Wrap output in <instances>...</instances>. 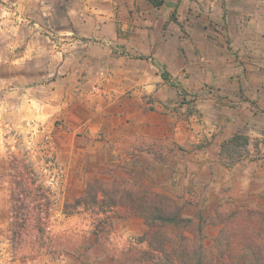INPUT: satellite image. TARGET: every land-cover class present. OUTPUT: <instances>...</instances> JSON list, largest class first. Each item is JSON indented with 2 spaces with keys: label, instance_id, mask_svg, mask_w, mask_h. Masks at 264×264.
<instances>
[{
  "label": "rangeland",
  "instance_id": "374dc122",
  "mask_svg": "<svg viewBox=\"0 0 264 264\" xmlns=\"http://www.w3.org/2000/svg\"><path fill=\"white\" fill-rule=\"evenodd\" d=\"M160 1L0 0L1 171L14 175L8 221L19 230L50 236L57 218L96 212L144 221L120 199L142 189L196 224L233 212L264 224V0ZM67 77L65 92L88 102L74 124H15L10 92ZM100 114L141 120L161 149L105 150L106 133L89 130ZM235 134L249 138L248 156L228 167L222 145ZM206 193L212 205L198 200ZM221 227L204 228L207 245Z\"/></svg>",
  "mask_w": 264,
  "mask_h": 264
},
{
  "label": "crops",
  "instance_id": "0c3cea01",
  "mask_svg": "<svg viewBox=\"0 0 264 264\" xmlns=\"http://www.w3.org/2000/svg\"><path fill=\"white\" fill-rule=\"evenodd\" d=\"M68 81L69 77L47 85V88H42L46 94L40 93L42 90L37 86L26 89L20 95L16 90L10 92L9 96H16L14 114L21 119H15V124L22 127L23 121L28 124L38 123L54 117L74 124L77 105H82V102L88 105V102H80L78 98H72L70 93L65 92L64 86L70 89ZM100 111L107 113L105 110ZM99 118L98 121L90 120L93 125L89 130L92 134L98 129L106 133V140L101 142L105 145V150L115 147L128 152L135 147L146 148L151 145L155 151L161 149L155 136H146V131L140 128L141 120L128 125L118 123L116 118L111 122L106 114H100ZM80 120L82 119H79V123ZM86 121L84 122H90ZM71 141H64V138L61 140V155L66 154L69 158L70 155H75L74 141ZM2 159L0 158V264H151L148 259L150 246L146 240L139 239L147 232L144 221L140 218L118 219L112 212L82 214L67 221L57 218L50 236L44 231L19 230V224H10V185L14 175L1 171L6 166ZM73 191L70 186L67 190L68 198L76 195ZM197 198L207 201L208 206L212 205L210 193H206V198L204 195H197ZM189 209L192 207H186L184 213L191 214L192 210ZM132 239H136L138 244H131Z\"/></svg>",
  "mask_w": 264,
  "mask_h": 264
},
{
  "label": "trees",
  "instance_id": "16d2710c",
  "mask_svg": "<svg viewBox=\"0 0 264 264\" xmlns=\"http://www.w3.org/2000/svg\"><path fill=\"white\" fill-rule=\"evenodd\" d=\"M155 6L160 0H147ZM249 138L235 134L222 145L221 156L232 167L248 156ZM129 201L134 216L144 219V236L150 246L151 264H264V224L255 221L250 212H233L220 222L196 224L182 217L181 211L166 207L167 197L141 190L121 196ZM96 202V196L93 198ZM166 201V202H165ZM221 218V215H218ZM222 226L210 245L205 243L204 228Z\"/></svg>",
  "mask_w": 264,
  "mask_h": 264
}]
</instances>
